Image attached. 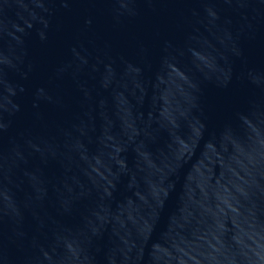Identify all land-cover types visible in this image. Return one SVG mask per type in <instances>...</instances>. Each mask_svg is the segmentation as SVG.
<instances>
[{
	"label": "water",
	"instance_id": "obj_1",
	"mask_svg": "<svg viewBox=\"0 0 264 264\" xmlns=\"http://www.w3.org/2000/svg\"><path fill=\"white\" fill-rule=\"evenodd\" d=\"M0 264H264V0H0Z\"/></svg>",
	"mask_w": 264,
	"mask_h": 264
}]
</instances>
